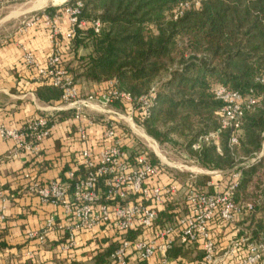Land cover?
Returning a JSON list of instances; mask_svg holds the SVG:
<instances>
[{"label": "built area", "instance_id": "2783aa9c", "mask_svg": "<svg viewBox=\"0 0 264 264\" xmlns=\"http://www.w3.org/2000/svg\"><path fill=\"white\" fill-rule=\"evenodd\" d=\"M24 1L0 0V10ZM68 2L62 11L68 20L66 32L60 26L61 15L51 16L44 11L22 24L27 28L44 26L49 32L52 51L46 64H40L27 50L23 61L31 70L34 83L61 90V105L46 108V116L21 130L0 127V136L15 144L10 158L26 155L40 161L43 145L58 125L56 117L70 113L78 142L83 147L64 180L30 184L28 194L60 216L49 218L39 231L28 235V240L44 246L51 234L59 233L65 241L60 254L70 256L78 248L79 236L91 235L96 247L106 243L99 248L101 253L106 247L113 248L109 264H264V232L254 238L236 228L240 220L256 214L255 207L235 201L242 178L240 168L257 164L263 154L254 155L235 168L222 192H203L196 176L185 187L167 180L161 166L154 165L147 153L134 152L135 148L125 141L117 124L102 120L115 116L127 123L134 124V119L144 123L150 119L157 101L156 89L135 97L118 90L113 81L106 89L83 96L70 68L64 64L63 44L71 42L79 30H86L90 25L81 20L83 4L66 6ZM190 8V4H181L174 12V20L182 18ZM100 28V23L93 25L95 33ZM214 96L222 105L218 113L221 127L206 143L218 144L219 134L231 132L232 148L239 143L245 114L258 101L223 86L216 88ZM118 105L125 116L117 112ZM179 196L184 197V210L173 213L172 221L162 225L161 215ZM231 232L235 233L229 235ZM177 251L193 253L194 260L175 259L173 255ZM28 257L32 260L33 254L29 253Z\"/></svg>", "mask_w": 264, "mask_h": 264}, {"label": "trees", "instance_id": "16d2710c", "mask_svg": "<svg viewBox=\"0 0 264 264\" xmlns=\"http://www.w3.org/2000/svg\"><path fill=\"white\" fill-rule=\"evenodd\" d=\"M79 2L83 4L81 20L90 26L63 44L67 68L72 66L70 56L80 63L79 76L69 70L74 83L77 77L95 85L114 81L118 90L135 97L156 89L150 119L144 123L137 119V123L159 143L174 137L186 140L191 159L204 170L233 172L254 155L263 154L257 164L240 168L235 201L251 203L256 213L264 214V0H70L66 6ZM181 4L191 8L174 20ZM64 8L44 13L62 15ZM96 23L101 25L99 33L93 29ZM83 48L89 54L79 57ZM218 86L258 101L245 114L239 143L232 148L231 132L219 134L218 144L206 143L221 127L222 105L214 96ZM36 97L46 105L60 106L62 92L40 86ZM69 117L72 114L58 115L56 121ZM170 213L169 207L163 216ZM258 226V233L263 232V224ZM104 243L95 249V264H108L113 248L101 253ZM6 247L0 241V249ZM173 257L184 255L177 251Z\"/></svg>", "mask_w": 264, "mask_h": 264}, {"label": "crops", "instance_id": "0c3cea01", "mask_svg": "<svg viewBox=\"0 0 264 264\" xmlns=\"http://www.w3.org/2000/svg\"><path fill=\"white\" fill-rule=\"evenodd\" d=\"M7 10H0V14ZM24 22L15 27L0 28V127L9 130L23 129L30 122L46 116V108L59 104L46 105L37 99L36 91L40 86L33 82V74L23 61L27 50L40 64H46L52 51L49 32L39 25L22 27ZM60 26L64 32L68 31V20L64 15L60 17ZM89 84L93 85L91 94L107 87V84ZM77 87L83 95L82 88ZM60 115L64 118L67 113ZM82 148L75 126L68 119L58 122L52 137L43 145L40 161L26 155L10 158L15 144L0 136V241L7 246L0 249V264H69L65 259L67 256L60 254L65 241L59 233L51 234L44 246L28 240V235L39 231L49 218L60 216L56 210L30 196L28 188L32 182L64 180ZM158 154L161 156L160 152ZM91 240V235L79 236L78 248L85 249L77 251V248L68 258L76 257L79 263L92 264L97 254L91 249L95 245ZM91 252L93 255L89 254ZM29 253L33 254L32 260Z\"/></svg>", "mask_w": 264, "mask_h": 264}, {"label": "rangeland", "instance_id": "374dc122", "mask_svg": "<svg viewBox=\"0 0 264 264\" xmlns=\"http://www.w3.org/2000/svg\"><path fill=\"white\" fill-rule=\"evenodd\" d=\"M37 1L38 0H25L22 3L14 4V6H10L7 11L0 14V28L5 26L6 27L18 26L23 21L25 22L28 21V19L32 18L33 15L35 14H39L50 8L62 7L63 2H65L66 0H50L47 5L40 7L37 11H34L33 8ZM8 18L9 20L5 21ZM88 54L89 51L83 48L79 50L78 56L85 57ZM68 59L69 62L71 61L72 63L71 64L72 66L70 68L72 75L75 77L77 74H81L80 63L75 61L73 59V56H70ZM75 81H76L75 82L76 85L82 88L83 96H88L91 94L93 85L84 82V80L79 79V77L75 78ZM117 112L122 116L126 115L125 112L121 109H117ZM104 118H102V120H108L109 122H114V124H117L118 128H120L121 131L124 133L125 141L127 143H130L132 145L131 146L132 148H135L134 152L137 151L145 152L150 154V156H152L153 158H156L159 161L161 169L163 170L164 176L165 178H167V180H170L171 182H174L182 187H185L186 184L191 180V178L193 176H196L197 185L203 192H214V191L222 192L228 186L232 172H225V173L211 172L202 169L199 165H197L194 162L193 159H191V154L186 149V144H187L186 140L174 137L166 141L165 143H159L158 141L154 140L153 138L147 135L144 128H142L141 125L137 123L136 119H134V124L138 126L140 130L136 128V131L134 130L133 131L140 136L135 135V133L131 130L132 128L131 126L134 125L132 122L129 121V123H127L124 120H120L118 117L115 116H107ZM68 120L73 122L72 117H69ZM143 135H145L146 137H143ZM156 147L158 148V151L160 152L164 160L156 153L155 151ZM254 204L257 203L255 202ZM169 207L171 209V213L170 215L168 214L166 216H163L162 214L163 216L161 218V221H163L162 225L172 221L173 218L171 217H173V213L179 210L181 211L184 210L185 207L184 197L182 196L177 197L175 199L174 204H172ZM258 224H263L264 226V214L261 210L260 211L257 210V213L252 217H247L240 220L239 223L236 225V228L240 230V232L243 231V232H247L249 235H253V237L255 238V232L257 234L261 233V232L258 233L257 231L259 227ZM234 233L235 232H231L229 235H232ZM95 247L96 245H94V248ZM94 248L92 247L91 249ZM83 249H85V247L78 248L77 251ZM84 254H86V252ZM89 254L93 255V252ZM182 254L184 255V258L187 261L194 260L193 253L182 252ZM68 257L69 256H67L65 259L68 261L67 263L69 264H73V263L85 264V263H79V261L77 262L76 257L71 259ZM94 261L95 259L92 260V264Z\"/></svg>", "mask_w": 264, "mask_h": 264}, {"label": "bare ground", "instance_id": "6f19581e", "mask_svg": "<svg viewBox=\"0 0 264 264\" xmlns=\"http://www.w3.org/2000/svg\"><path fill=\"white\" fill-rule=\"evenodd\" d=\"M49 1H50V0H38V1L36 2V4H35L33 10H37V9H39L40 7H43V6L47 5ZM131 127L133 128L134 131H136V127H135L134 125H132ZM143 137H146V136L143 135ZM145 139H146V138H145ZM156 146H157V145H156ZM155 151H156V153L158 154L159 151H158V148H157V147L155 148ZM158 156H159V154H158ZM160 157H161V156H160ZM162 159H163V158H162ZM163 160H164V159H163Z\"/></svg>", "mask_w": 264, "mask_h": 264}]
</instances>
